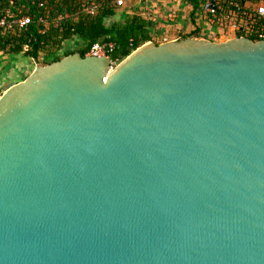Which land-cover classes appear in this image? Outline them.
<instances>
[{
	"label": "water",
	"instance_id": "water-1",
	"mask_svg": "<svg viewBox=\"0 0 264 264\" xmlns=\"http://www.w3.org/2000/svg\"><path fill=\"white\" fill-rule=\"evenodd\" d=\"M0 264H264V41L75 53L1 90Z\"/></svg>",
	"mask_w": 264,
	"mask_h": 264
},
{
	"label": "trees",
	"instance_id": "trees-1",
	"mask_svg": "<svg viewBox=\"0 0 264 264\" xmlns=\"http://www.w3.org/2000/svg\"><path fill=\"white\" fill-rule=\"evenodd\" d=\"M10 1L0 0V17L11 10L20 17L29 16L31 23L11 31L0 28V53L4 55L24 54L36 63L49 65L75 53L85 57L96 43H114L116 48L110 57L122 61L148 42H165L155 40L158 23L151 13L126 6L133 0H125L123 6L116 0ZM187 2L186 6L194 9L188 14L193 29L176 37L203 38L198 27L199 1Z\"/></svg>",
	"mask_w": 264,
	"mask_h": 264
},
{
	"label": "built area",
	"instance_id": "built-area-1",
	"mask_svg": "<svg viewBox=\"0 0 264 264\" xmlns=\"http://www.w3.org/2000/svg\"><path fill=\"white\" fill-rule=\"evenodd\" d=\"M175 5H185L191 0H172ZM199 10L197 14L200 17L198 27L200 35L212 42H219L227 39L236 38L237 36L246 37L255 41H264V0H198ZM188 3V2H187ZM13 4V1H10ZM118 6H123L125 0H116ZM187 5V6H186ZM211 5V6H210ZM188 14L193 11V7H187ZM168 19L175 22L177 11ZM201 22L209 26L210 33L202 27ZM31 23L29 16H18L7 10L0 17V28L8 31L13 30L15 26L24 28ZM114 43L99 44L92 46L87 56L91 57H108L110 58V71H113L120 63V59H112L110 54L115 50ZM28 50V46L24 47Z\"/></svg>",
	"mask_w": 264,
	"mask_h": 264
},
{
	"label": "rangeland",
	"instance_id": "rangeland-1",
	"mask_svg": "<svg viewBox=\"0 0 264 264\" xmlns=\"http://www.w3.org/2000/svg\"><path fill=\"white\" fill-rule=\"evenodd\" d=\"M126 6L128 8H134L138 9L140 11H145V14L151 15L157 19V28L154 34L156 41H164V38H167L168 41L171 40V38L176 37L178 34L176 31L180 32L181 34H185L192 31L193 26L191 24V21L189 20L188 16V10L183 7L181 4L175 5V3L172 0H156V1H129L126 3ZM177 12V20L175 24H168L166 23V20L169 15L173 16ZM204 29H206L210 33L209 26L203 22L200 23ZM169 27V28H168ZM172 27V28H170ZM180 38V37H179ZM35 63V61H34ZM36 64V63H35ZM42 64V62L37 63Z\"/></svg>",
	"mask_w": 264,
	"mask_h": 264
},
{
	"label": "crops",
	"instance_id": "crops-1",
	"mask_svg": "<svg viewBox=\"0 0 264 264\" xmlns=\"http://www.w3.org/2000/svg\"><path fill=\"white\" fill-rule=\"evenodd\" d=\"M149 1L154 2L155 0ZM176 21L178 20L176 19L175 22H171L167 18L166 23L171 26V24H175ZM176 33L178 34L180 32L176 31ZM175 39H178V37L171 38V40ZM164 40L168 41L167 38H164ZM35 63L33 60L25 57L24 54L4 55L0 53V91L4 90L11 83L21 82L27 78L38 65Z\"/></svg>",
	"mask_w": 264,
	"mask_h": 264
}]
</instances>
